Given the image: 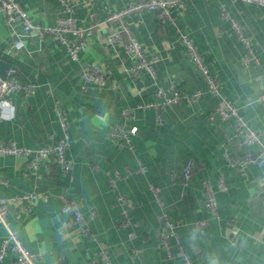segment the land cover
Here are the masks:
<instances>
[{
    "label": "crops",
    "instance_id": "obj_1",
    "mask_svg": "<svg viewBox=\"0 0 264 264\" xmlns=\"http://www.w3.org/2000/svg\"><path fill=\"white\" fill-rule=\"evenodd\" d=\"M16 1L39 26H54L64 16L60 0ZM134 1L74 0L78 26L93 27L78 62H72L52 36L27 35L20 26L10 30L0 16V61L11 66L6 73L14 70V77L32 88L29 95L11 94L1 107L0 143L31 149L54 146L63 136L58 110L70 137L67 175L49 159L34 171L24 158L0 156V198L39 194L31 202L8 204L9 228L27 250L41 256L38 264L99 263L101 249L111 264H181L178 258L166 259L160 248L161 212L148 189L153 184L161 189L166 211L182 221L177 236L193 264H264V104L256 102L264 88V8L236 0H187L184 9L171 11L172 23L160 24L148 12L127 17L122 23L147 59L157 58L154 78L144 70L132 77L134 60L126 54L125 36L119 43H107V36L121 24L104 19ZM222 5L249 39L257 63L244 65L246 49L230 22L221 19ZM182 34L219 81L221 97L260 135V146L240 147L232 119H209L217 111L218 98L206 92L180 41ZM17 40L24 48L15 52L12 44ZM86 64L98 66L104 82L82 91L80 72ZM171 83L184 93L202 95L194 106L181 101L168 107L160 126L152 111L136 107L153 101L156 89L167 90ZM125 108L135 110L126 122V127L137 128L132 138L135 153L108 139L113 126L122 123L120 112ZM248 150L257 156V164L242 167L229 161V155L241 157ZM137 158L146 168L143 175L136 173ZM189 161L194 170L187 184L171 181L170 175ZM114 172L118 178L112 189L107 173ZM220 178L227 185L224 192L217 190ZM203 179L215 190L217 219L204 208ZM116 193L131 203L128 228L117 225ZM62 194L78 204L96 241L80 235L72 216L61 212ZM199 220L207 222L204 228L193 225ZM130 232L135 237L129 242ZM6 235L0 225V242ZM13 258L10 254L2 264H12Z\"/></svg>",
    "mask_w": 264,
    "mask_h": 264
},
{
    "label": "built area",
    "instance_id": "obj_2",
    "mask_svg": "<svg viewBox=\"0 0 264 264\" xmlns=\"http://www.w3.org/2000/svg\"><path fill=\"white\" fill-rule=\"evenodd\" d=\"M236 1L245 5L251 4L259 8H264V0ZM186 2L187 0H136L119 10L111 12L105 17L104 23L121 24L120 30L113 31L107 36V43L109 45L119 43L122 41L123 36H125L126 54L134 60V65L130 69L132 77L137 76L141 70H144L154 78L155 72L153 65L157 62V58L151 60L147 59L140 43L136 38L131 36L130 29L122 23L123 20L131 15L148 12L154 13L160 24L172 23L173 17L171 11L184 9ZM60 4L64 16L61 17L54 26H39L34 24L28 13L16 0H0V16L10 30H13L14 27L20 26L22 31L27 35L35 34L40 38L52 36L65 47L68 58L72 62H78L80 53L84 52L86 49V40L92 34L93 27L80 28L78 26V20L74 16V0H60ZM220 17L221 19L230 22L231 30L236 35L237 39L244 45L246 49L243 58L244 65L247 66L249 63H257V58L252 50L249 39L243 36L241 27L225 12L223 5L220 9ZM180 41L183 44L189 59L194 63L197 71L201 75L206 86V92L211 97L218 98L217 111L216 113L211 114L209 119L214 120L216 117L222 120L232 119L234 131L233 137L238 141L240 147L252 148L260 146V135L247 125L237 107L221 97L219 81L209 73L200 54L197 52L189 38L182 34L180 35ZM23 48L24 43L21 40H17L12 44V49L15 52H18ZM80 81V89L84 91L89 84L100 86L104 82V74L95 64H86L80 72ZM17 92H23L25 95H29L32 92V88L31 86L22 85L14 77V70L10 69L7 71L5 79L0 78V109L6 104V101L11 94ZM201 95L202 94L199 91L189 94L184 93L178 89L174 83H171L167 90L158 87L154 93V100L140 104L136 109L152 111L154 113L156 124L161 126L164 122L163 114L168 107L176 105L181 101H183L188 107L194 106L201 98ZM256 102L264 104V88L256 98ZM134 113L135 110L132 108L123 109L120 112L122 123L113 126L108 133L109 141L115 143L119 148L126 149L131 153H135V146L132 143V138L136 135L137 128L135 126L126 127V122L133 119ZM58 118L63 136L54 146L31 149L18 147L14 142L0 143V156L24 158L27 161V167L34 171L38 169L39 164L43 160L49 159L54 165L59 167L62 175H67L71 170V161L66 156L70 137L60 110H58ZM228 158L232 164L242 167L255 165L258 162L257 156L250 150L246 151L241 157L229 155ZM136 164V173L140 175L145 174L146 168L139 158L136 159ZM193 170L194 164L192 161H189L180 172L172 173L170 175V180L173 182L180 181L183 185H186L193 174ZM107 175L109 186L114 189L118 173L114 172L113 176L110 173H107ZM201 185L205 197L204 208L212 218L217 219L218 210L215 190L207 179H203ZM216 185L217 190L220 192L227 190V185L223 178L218 179ZM148 189L161 212V230L158 233V240L165 258L168 260L178 258L181 260V264H193L189 255L184 251L177 236V229L182 226V221L174 219L166 211L165 204L161 199V189L159 187L149 184ZM38 196L39 194L35 191H30L12 198H0V225L5 228L7 233L0 242V264H2L10 254L14 256L12 264H38L41 260V256L30 252L23 246L16 232L9 228L7 222L8 204H19L24 201L31 202ZM115 198L116 206L119 208L120 214L117 225L120 228H128L131 225L129 219L131 203L128 198L121 193H116ZM58 199L61 204V212L68 213L72 216V224L75 225L79 234L92 241H96L95 234L90 230L78 204L63 194L59 195ZM206 224L207 222L205 220H199L193 223L196 228H204ZM226 224L230 225L231 220H228ZM134 237L135 234L130 232L127 235V241H132ZM132 252L136 255L135 251ZM98 253L102 258V262L98 263L91 261L90 264H111L110 258L104 250L101 249Z\"/></svg>",
    "mask_w": 264,
    "mask_h": 264
},
{
    "label": "water",
    "instance_id": "obj_3",
    "mask_svg": "<svg viewBox=\"0 0 264 264\" xmlns=\"http://www.w3.org/2000/svg\"><path fill=\"white\" fill-rule=\"evenodd\" d=\"M10 67L11 66L9 64H6L0 61V78L1 79L6 78V70L9 69Z\"/></svg>",
    "mask_w": 264,
    "mask_h": 264
}]
</instances>
